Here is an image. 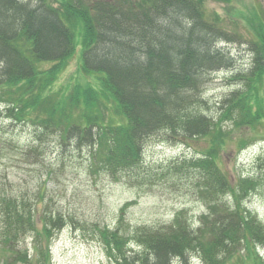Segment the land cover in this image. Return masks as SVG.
Here are the masks:
<instances>
[{
  "label": "trees",
  "instance_id": "1",
  "mask_svg": "<svg viewBox=\"0 0 264 264\" xmlns=\"http://www.w3.org/2000/svg\"><path fill=\"white\" fill-rule=\"evenodd\" d=\"M205 1L63 0L54 7L47 0H0V102L11 104L0 112L1 134L11 133V124L2 126L1 118L30 124L33 142L54 135L64 154L70 146L86 152L91 174L102 169L117 179L126 176L134 185L147 182L144 171H138L152 136L209 142L171 166L174 174L191 175L192 192L207 209L200 225L194 226L181 209L169 224L135 226L130 239L121 225L97 226L110 264H174L193 253L202 264H225L236 254L245 262L264 264L258 251L264 246V223L244 201L254 178L236 181L223 171L219 157L231 131L226 121L246 127L264 119L257 97L264 81V8L255 9L246 23L254 36L249 40L252 68L240 74L245 89L231 92L214 118L206 113L204 89L211 71L232 64L217 44L233 34L218 25L219 15L209 12ZM77 48L82 72L94 82L46 95L40 87L57 78ZM41 63L51 67L42 73ZM3 143L0 137V152ZM245 144L239 140L240 149ZM260 160L264 171V157ZM226 193L234 201L224 200ZM66 221L59 212L40 216L25 200L1 193L0 246L11 257L1 264L26 262L28 254L19 244L29 233L35 250L48 259L51 242ZM130 240L139 251L128 248Z\"/></svg>",
  "mask_w": 264,
  "mask_h": 264
},
{
  "label": "rangeland",
  "instance_id": "2",
  "mask_svg": "<svg viewBox=\"0 0 264 264\" xmlns=\"http://www.w3.org/2000/svg\"><path fill=\"white\" fill-rule=\"evenodd\" d=\"M32 1L36 3L39 0ZM47 2L60 7L63 0ZM259 6L264 8V0L205 1L206 9L219 15L221 22L218 25L226 29L229 35L233 34L230 40L225 39L217 44L230 55L232 64L211 71L205 85L204 97L208 102L206 113L211 117L219 116L223 101L231 92L245 87V80L240 74H246L252 68L247 41L254 36L246 23ZM81 53V49L77 48L67 67L49 86L40 87V90L49 95L50 92L57 93L86 80L94 82L82 72ZM38 67L43 73L51 67V63H41ZM257 97L263 103L264 111V81ZM9 105L0 102V111ZM110 113H113V109ZM105 118L110 120L109 115ZM7 123L11 124V133H0L5 142V148L0 152L3 154L0 155V194L25 200L40 216L59 212L67 219L65 227L57 232L51 242L48 259L40 250H35L33 236L29 233L21 238L19 244L22 252L28 254L27 260L23 262L17 259L16 264H110L104 246L98 240L97 226L115 229L121 225L126 239H130L129 231L135 226L169 224L181 209H186L193 225L198 226L201 214L207 211L204 202L192 192L191 175L186 172L174 174L171 169L176 162L191 158L205 149L209 143L205 139L181 143L164 139L162 135L152 136L145 143L143 170L138 171L139 174L144 171L147 182L134 185L128 181V177L117 179L102 169H96V173L91 174L87 168L89 161L87 155L85 157L86 152L70 146L64 154L54 135L42 143L33 142L32 125L5 121L2 126ZM225 123L231 131L220 148L221 167L236 181L254 178L253 188L244 201L264 223V171L259 166L260 158L264 157V119L246 127L233 126L232 121ZM240 139L246 142L242 149L239 148ZM9 145L14 147L10 149ZM229 194H225L228 196L224 200L234 201ZM124 206L127 208L122 212ZM120 215L125 216L121 219ZM120 220H123L122 224ZM43 244L47 245L46 242ZM128 245L130 250L139 251L135 242L130 240ZM258 251L264 259V246H259ZM8 257L6 249L0 246V264L10 262L11 257ZM236 261L251 264L237 254L225 264ZM174 264L202 263L193 253L186 260L175 259Z\"/></svg>",
  "mask_w": 264,
  "mask_h": 264
}]
</instances>
